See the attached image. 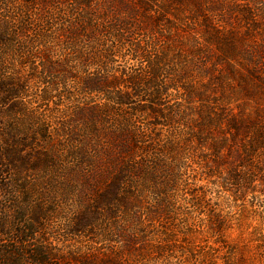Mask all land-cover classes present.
Returning <instances> with one entry per match:
<instances>
[{
    "label": "trees",
    "instance_id": "obj_1",
    "mask_svg": "<svg viewBox=\"0 0 264 264\" xmlns=\"http://www.w3.org/2000/svg\"><path fill=\"white\" fill-rule=\"evenodd\" d=\"M259 202L264 0H0V264H264Z\"/></svg>",
    "mask_w": 264,
    "mask_h": 264
},
{
    "label": "rangeland",
    "instance_id": "obj_2",
    "mask_svg": "<svg viewBox=\"0 0 264 264\" xmlns=\"http://www.w3.org/2000/svg\"><path fill=\"white\" fill-rule=\"evenodd\" d=\"M167 129L168 128L164 127L163 131L166 132ZM205 160L206 158L202 157V159H199V162H201L203 165H206V169H208L207 168L208 163ZM202 169H203L202 167L201 169L199 168L198 163H193V167L191 168L190 171L193 172V175L195 176L196 179L190 177L187 181H184V183H186V185L188 186L187 189H189L190 187L198 188V187L203 186V184H209L213 186L217 183V178L215 177H212L211 180H208L204 174V169H203V172H202ZM50 174L41 173L40 180H44L46 175L48 176ZM212 180L214 183H212ZM183 189L185 190L186 188L184 187ZM183 189L182 187H178V189L177 190L175 189L172 194L177 195L178 198L184 197ZM241 202H242L241 200L238 201V203H241ZM245 202H246L245 205L247 206L249 203L247 201ZM224 203L225 205H227L228 201L226 200L224 201ZM262 204H263L262 202H259L258 205H256V209L254 208L255 210L246 211V215H248L249 217L248 219H246L247 223H251L252 225H257L264 218V212L262 211ZM237 209L242 213L241 207H238ZM62 226H63V219L57 216L55 217L54 220L50 222V226L46 229V232H50V237L55 239V243L58 244L60 248H62V245H63L62 244L63 240H61L62 237H60V235L63 233V231H61ZM238 226H239L238 220L235 219L233 223V229L225 232L224 239L228 238L227 240H233V241H236L242 244L243 243L241 242L242 238L247 237V232H244L243 234L238 235L241 232ZM249 229H251V227H249ZM182 245L188 248H185V249H183L182 247H180L179 249L174 248L175 250L170 252V253H173L174 256H168L167 254H164L163 256H160L159 258L152 260L151 264H199L198 261H194L190 257H188L189 256L188 249H190V246L186 244H182ZM240 247L243 248L242 245ZM242 250L244 251V249Z\"/></svg>",
    "mask_w": 264,
    "mask_h": 264
}]
</instances>
